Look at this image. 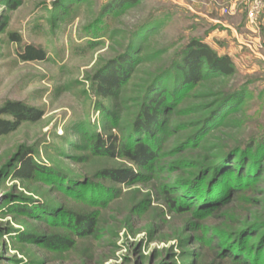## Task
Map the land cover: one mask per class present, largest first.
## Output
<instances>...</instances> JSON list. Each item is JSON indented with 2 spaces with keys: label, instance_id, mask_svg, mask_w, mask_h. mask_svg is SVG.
I'll list each match as a JSON object with an SVG mask.
<instances>
[{
  "label": "rangeland",
  "instance_id": "rangeland-1",
  "mask_svg": "<svg viewBox=\"0 0 264 264\" xmlns=\"http://www.w3.org/2000/svg\"><path fill=\"white\" fill-rule=\"evenodd\" d=\"M107 2L0 0V109L18 102L43 113L0 136V264H264V0H136L101 17ZM150 19L159 25L133 72L113 98L103 99L94 76ZM192 40L229 56L235 72L184 88L175 110L163 108L153 139L136 135L149 83ZM25 46L45 59L22 62ZM166 81L169 98L172 80ZM240 87L244 102L175 152L197 136L218 98ZM110 136L119 144L135 138L157 156L136 169L122 155L99 154L96 141ZM252 141L260 155L251 180L236 183L235 161L222 178L206 174L223 154ZM24 159L37 167L29 179L17 177ZM110 168L133 170L136 179L115 184L101 176ZM191 181L202 202L186 196ZM215 181L219 190L232 184L238 192L210 216ZM59 211L92 217L91 235L75 237ZM54 236L70 237L72 245L46 246Z\"/></svg>",
  "mask_w": 264,
  "mask_h": 264
},
{
  "label": "trees",
  "instance_id": "trees-1",
  "mask_svg": "<svg viewBox=\"0 0 264 264\" xmlns=\"http://www.w3.org/2000/svg\"><path fill=\"white\" fill-rule=\"evenodd\" d=\"M136 0H109L101 8L100 16H110L111 14L118 12L123 6L134 4ZM114 3V4H113ZM156 25V26H154ZM159 24H156L154 19H150L143 23L138 29L133 32L134 41L124 49V51L118 55L115 59H112L105 64V66L99 70L94 79L97 85V92L103 99L113 98L117 92L123 87L128 80L129 76L133 72L134 66L138 63V56L142 51L143 45L148 40ZM141 37L138 42L139 37ZM19 42V40H15ZM22 62L32 61H43L45 59L44 52L33 46H25L21 54L19 55ZM235 72L232 60L227 55L218 56L216 55L207 45L192 40L189 44L184 47L178 56V60L175 65L170 69H166L156 74L148 85L145 99L150 94L145 107H143L138 120L134 123V132L136 135L151 137L153 139L154 132L160 127L162 122L163 108L170 105L169 109L175 110L176 99L184 91L186 87H192L204 80L209 75L230 77ZM167 79L172 80L171 85V97H166V87L164 84L167 83ZM245 86V85H244ZM247 86V82H246ZM243 88L233 89L232 91L223 94L213 104L212 110L208 113L205 119L200 123L197 136H192L185 140L178 146L175 152L183 149V144L188 140L189 143L199 138L200 134L211 125L215 120L219 122L225 111L236 110L245 100ZM169 99V100H168ZM0 116L8 117L10 119L0 118V136H5L15 132L24 123H35L38 122L42 116V111L27 107L18 102L6 103L2 109H0ZM219 124V123H217ZM134 142V143H132ZM132 142L119 144L116 139L110 136L108 139H98L95 143V148L99 154L108 155L111 158H118L120 155L123 156L134 168L144 169L147 164L156 158V151L146 143L133 139ZM253 141L250 142L245 150L235 148L226 154H223L218 162H216L210 171H206V174L219 173V177L222 178L221 174L227 164V162L235 161L240 163V168L232 171V174L236 175V180L241 183L243 179L251 180L253 177V167L255 162L260 155V150L256 152V149L251 151L253 147ZM253 147V148H252ZM259 147V145L257 146ZM256 147V148H257ZM252 148V149H251ZM260 148V147H259ZM250 157V158H249ZM253 159V160H252ZM228 160V161H226ZM243 160H245L243 162ZM249 161V167H241L243 163ZM36 166L30 159H24L20 163V169L17 172V177L21 179H29L33 172L36 171ZM209 172V173H208ZM101 176L110 180L111 182L119 185H127L136 179V174L133 170H117V169H105L101 172ZM197 181H191L184 187L186 196L189 200H197L202 202L205 196H201L196 186ZM229 183V182H228ZM210 187L215 190L209 195L207 201H212L208 205L216 206L217 208L210 214L214 215L221 212L226 208L227 203L236 196V189L234 185L227 184L224 190H219L216 186L221 184L215 181ZM70 186V185H69ZM238 189V188H237ZM197 192V193H196ZM202 198V199H201ZM173 201L172 199H168ZM171 207H174L171 203ZM23 211V209H21ZM30 210H27L29 213ZM64 212V211H63ZM59 211L58 217L63 218L62 225L66 229H70L71 233L77 238H84L91 235L94 227V219L88 215H78L73 217L68 213L62 214ZM29 215V214H28ZM212 216V217H214ZM55 219V218H54ZM57 219V218H56ZM58 220V219H57ZM71 221L73 226H71ZM72 238V235H71ZM70 237L64 238L61 236L50 237L46 246H53L55 248L70 247L72 245V239ZM227 259L231 260L232 255L226 254Z\"/></svg>",
  "mask_w": 264,
  "mask_h": 264
}]
</instances>
